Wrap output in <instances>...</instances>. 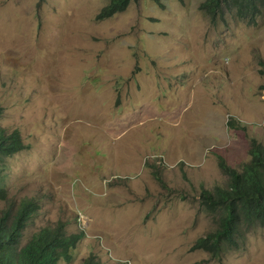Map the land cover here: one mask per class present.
I'll return each instance as SVG.
<instances>
[{"label":"rangeland","instance_id":"rangeland-1","mask_svg":"<svg viewBox=\"0 0 264 264\" xmlns=\"http://www.w3.org/2000/svg\"><path fill=\"white\" fill-rule=\"evenodd\" d=\"M202 1L96 20L108 0H0V127L29 145L1 184L40 204L25 239L84 232L59 264H264L261 227L218 257L192 248L214 226L201 189L226 182L217 155L241 169L264 144V11L212 22Z\"/></svg>","mask_w":264,"mask_h":264},{"label":"trees","instance_id":"trees-1","mask_svg":"<svg viewBox=\"0 0 264 264\" xmlns=\"http://www.w3.org/2000/svg\"><path fill=\"white\" fill-rule=\"evenodd\" d=\"M131 1L137 0H108L95 19L104 20L122 12ZM152 1L163 8L161 0ZM199 7L212 22L228 13L252 24L264 11V0H203ZM2 110L0 105V117ZM228 121L234 128L235 122ZM250 143V159L241 169L217 155L226 182L200 191L197 202L211 216L214 226L196 239L193 249H202L212 257H218L239 247L240 239L252 229L264 228V144L255 138ZM28 147L19 129L9 131L0 127V199L5 202L0 210V264H59L60 259L71 258L84 232H69L66 223L59 221L40 227L25 239L24 231L39 215L40 204L33 197H9L6 187L1 184L6 158ZM153 174L160 183L163 182L159 172ZM80 264H100V261L90 254Z\"/></svg>","mask_w":264,"mask_h":264}]
</instances>
